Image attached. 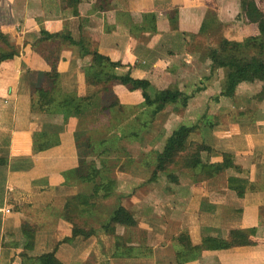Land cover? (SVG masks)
Wrapping results in <instances>:
<instances>
[{
	"label": "crops",
	"instance_id": "obj_1",
	"mask_svg": "<svg viewBox=\"0 0 264 264\" xmlns=\"http://www.w3.org/2000/svg\"><path fill=\"white\" fill-rule=\"evenodd\" d=\"M254 2L264 14V0ZM0 33L10 46L0 43V53H15L0 62V209L10 211L0 213V264H31L49 252L62 264H176L180 233L199 245L204 237L227 239L232 230L251 229L252 245L202 251L182 264H264V92L259 83H241L233 97H220L215 90L223 85L224 70L211 69L207 46L196 45L199 37L242 42L259 36L257 25L244 17L240 0H0ZM92 52L119 64L112 74L147 81L151 98L162 90L190 95L200 88L186 107L168 104L148 116L141 91L110 86L119 107L110 113L113 123L120 122L118 111L127 108L134 109L128 119L135 121L147 113L143 131L134 133L133 141L142 159L160 152L171 133L193 118L189 112L200 99V125L192 124L198 129L186 146L204 147L200 159L209 165L229 155L232 167L198 177L191 169L171 165L175 177L166 182L167 188L188 185L191 199L182 217L184 212L200 215V223L194 219L185 224L171 202L160 211L157 178L133 177L137 182L131 192L114 190L131 180L126 176L130 170L117 168L107 200L116 198L137 220L133 228H115L125 246H116L114 236L101 233L87 214L80 222L92 224L96 234L72 237V226L62 217L65 200L91 192L78 171L90 163L93 122L106 121L109 128L100 109L111 96L101 90L102 83L86 84ZM87 98L94 106L74 113L71 102ZM67 102L71 105L64 106ZM142 159L134 170L151 175L156 160L141 166ZM184 170L194 174L186 184L180 173ZM230 178L240 181L233 187L243 188L241 197L229 189ZM23 227L32 236L23 235ZM142 233L147 240L135 238Z\"/></svg>",
	"mask_w": 264,
	"mask_h": 264
},
{
	"label": "trees",
	"instance_id": "obj_2",
	"mask_svg": "<svg viewBox=\"0 0 264 264\" xmlns=\"http://www.w3.org/2000/svg\"><path fill=\"white\" fill-rule=\"evenodd\" d=\"M241 11L244 17L249 23L257 25L259 30V36L249 37L242 42H233L221 39L217 43L216 48H210L208 54H206L210 61L211 69H223L225 73V81L223 82V88L219 94L220 97L231 98L235 94L237 86L241 83H259L261 84L262 91L264 92V14L256 7L254 0H240ZM56 35H48V38ZM0 43L4 46L10 47L7 38L0 33ZM89 54V53H87ZM15 55L13 51H5L0 53V62L8 60ZM92 63L90 71L86 73V84L94 86L102 83L101 90L104 93L111 96L110 86L117 83L125 86L130 91L139 90L142 93L144 99L143 106L151 108V116H155L166 105L178 103L181 107H186L188 98L184 93L178 90H162L156 92L151 98L146 90L149 83L144 80L132 79L129 75L116 76L112 74L111 69L119 66L118 63L110 62L106 57L100 56L96 52L91 53ZM100 91V89H99ZM113 99V100H112ZM115 98L111 96L108 98L105 104L101 105L100 112H104L105 116H108L109 127L114 131L119 129L113 128L111 124L110 113L118 107V103ZM87 99H77L73 105V112L79 114L81 111H86L90 107H93V103L88 102ZM67 102L64 106H70ZM120 112V111H118ZM205 120V117H202ZM114 124V123H113ZM211 127L212 124L208 123ZM198 129V125H180L177 127L171 135L166 139L160 152L155 154V167L151 178L156 176V172H163L167 165H179L178 168L191 169L196 173V176L212 177L227 168L232 167L231 157L224 155V159L220 164H206L202 163L200 159V153L202 150H206L201 145L186 146L189 135ZM134 135V133H131ZM124 136H117L116 139H120ZM191 147L193 149H191ZM189 149L193 150L188 152ZM93 162V161H92ZM86 163L85 167H82L78 173H80L79 179L85 184L92 185L91 192L88 194L80 193L75 196L66 198L65 204L62 209V217L65 221L72 226V237L82 236L88 238L96 234V229L92 227V224L81 223L80 219L87 214L91 218H95L93 210H96L97 205L104 200L109 199L112 196L115 181L112 177L100 176L103 172L110 173L105 165V162L100 161L97 168L95 163ZM106 167V168H105ZM168 172H171L168 170ZM106 173V175H107ZM99 179L97 180V178ZM169 178H174V174L168 173ZM240 183L237 180L229 179V189L234 188L238 197L243 195V188H235L233 184ZM95 221L97 223H95ZM94 224L99 226L101 233L105 235H113L115 239V245H124V239L115 235V228H133L137 225V220L134 216V212L124 208L118 203L111 212L108 213L106 219L100 221L96 218L93 221ZM23 235L32 236L25 227L22 229ZM254 234V230L240 231L232 230L229 232L227 239L204 237L199 245H192L187 233H180L175 242L177 249L175 252L176 264H182L190 260L195 259L200 255L202 251H218L227 250L235 247L252 245L249 237ZM31 264H62L59 262L54 252L42 254L32 260Z\"/></svg>",
	"mask_w": 264,
	"mask_h": 264
},
{
	"label": "rangeland",
	"instance_id": "obj_3",
	"mask_svg": "<svg viewBox=\"0 0 264 264\" xmlns=\"http://www.w3.org/2000/svg\"><path fill=\"white\" fill-rule=\"evenodd\" d=\"M200 35H201V33H200ZM200 38H202V39H200ZM198 39L199 40L196 41V45H199L200 47L202 45L207 46L206 54H208V52L210 51V48H216L217 43H219V41L221 40V39H214V40L210 41L208 39L205 40L204 37H199ZM221 77H223V80L225 81V79H224L225 73H221ZM216 82H218V81H216ZM215 88H216V85H215ZM222 88L223 87L217 88L215 91L217 92V90H218L221 92ZM199 90H200V88L196 87L192 90L190 95H186V94L185 95L187 97H189L188 99H192L195 96L194 93H196V94L199 93L200 92ZM177 105H178L177 106L178 108L181 106V104H177ZM211 105L212 104L209 101H206V109L210 108ZM195 107H198V108H194L193 111H190V112L187 111V112L191 113V116H193V118L184 121V123H182L183 125L191 126L192 124H194L197 121L200 125V115L203 114V107L202 106L200 107V99L199 98L196 101ZM145 111L148 113V116H149V113L151 112V108H146ZM133 113H134V109H132V108H127L124 111L122 110L121 112H119V117L122 120L120 119L119 123H115V122H114V124H113V122L111 123L113 125V128H115L116 130L118 128H120L119 131L118 130L114 131L113 129H110V127L108 128V125L106 126V121H105V123H103V125H102V123H99L98 121H94L93 127L96 123H97V125H95V129L92 130V133L90 135L91 136L90 140L92 142V145H91L92 146V149H91L92 153L88 154V152H87V154H88L87 162L93 161L92 163H95L97 165L96 166L97 168H100V166H99L100 161L105 162L107 165V168H110L109 169L110 173L103 172L102 174L106 175V173H107L106 176L110 175L111 177H115V175H116L115 171L117 170V168L119 171H121V169L122 170L125 169L129 172V170H130V174H127L126 176L131 178V180H123L122 183L125 182V184L123 185V187H117V188L115 187L114 190H116V191H120V190H122V192H124L125 190L129 191L130 187L133 186V183L137 182V180H134L135 178H140L141 180L146 181L151 177V175L149 173L146 174V173H143V171L139 172L136 169L134 170L135 166L138 165L139 161H141L142 158H141V156H139L140 148H139V146L134 144V142H133L134 141V135H132L131 133L139 134L138 132H140V130L143 131V129H141V128H144V126L146 124V122L143 120V118H146L147 113H145V112L142 113V117H141L142 121H138V120L135 121L133 119H128L129 116H131ZM184 113H186V111H184ZM104 120H106V119H104ZM205 122L209 123L210 121L207 120ZM212 122H213V120H212ZM100 125H102V129H103L102 132H100V130H99ZM122 132L124 133L125 137H122L120 139H116V137L121 135ZM199 133H200V129H199ZM161 143H162V141H161ZM156 148H157V150L160 149L161 144L160 143L157 144ZM191 149H193V148L191 147ZM191 149H189L188 152L193 151ZM155 154L156 153H154V155L152 153H150V154H148V156H144V158L142 159L143 161L141 162V166L149 165V163H151V161L154 162ZM135 164H137V165H135ZM174 167H179V165H175ZM170 168H171V166L167 165V168L163 172H156V176L154 177L155 179L157 178L159 180V182H158V187H159L158 194L160 196L156 199L157 203H158L157 206L159 207L160 211L162 212V211H164L163 208L165 207V204H167V202H171V206L174 205L175 208H178V216L182 217L183 208H184V210L186 209V207L188 206L190 199H191V196L189 195L190 190L188 189V185H183L179 188L173 184H170L171 185L170 188H167L166 182L169 178L168 173H171V172H168V170H171ZM174 169H176V168H174ZM174 169H172V172L175 171ZM77 170H79V168ZM180 173L181 174L183 173L182 175L186 179L184 184L188 183L187 180L189 178H191V176L193 174L192 171H190V170H184ZM133 177H135V178H133ZM103 178H105V180L107 179L105 176H103ZM98 179H99V177L97 178V180ZM100 179H101V176H100ZM83 186L86 187L87 190L92 188V185L89 183H85ZM129 192H131V191H129ZM115 197H116V194H115ZM114 201H116V198L113 197L110 200L102 201L99 206L97 205V207H96L97 209L93 210L94 216H96V215L97 216L94 219L91 218L92 222L96 218H98L100 221L106 219L109 211L112 210L119 203V202L116 203ZM194 204H193V202H191L190 207L191 208L195 207L196 204L195 205ZM147 206L148 205L143 206V207H147ZM150 207H151V209H154L153 205H150ZM180 219L185 224H192L194 219H196L200 223V215H199V217L198 216L189 217L184 212L183 217ZM88 221H90L89 218H88ZM95 223H97V222L95 221ZM94 225L98 226L97 224H94ZM176 226L179 227L180 225H176ZM168 233L171 234L172 232L170 231ZM135 238L136 239L139 238L140 241L147 240L143 233L139 237L135 236ZM152 239H157V238L153 237ZM157 242L164 243L166 245L168 240H166V239L158 240L157 239ZM165 245L163 247H165ZM165 248H167V247H165Z\"/></svg>",
	"mask_w": 264,
	"mask_h": 264
},
{
	"label": "built area",
	"instance_id": "obj_4",
	"mask_svg": "<svg viewBox=\"0 0 264 264\" xmlns=\"http://www.w3.org/2000/svg\"><path fill=\"white\" fill-rule=\"evenodd\" d=\"M10 211L8 209H5V210H2L0 209V213H5V214H8Z\"/></svg>",
	"mask_w": 264,
	"mask_h": 264
}]
</instances>
